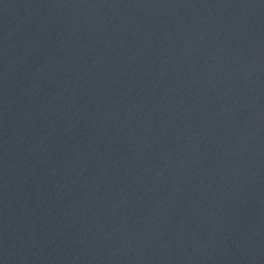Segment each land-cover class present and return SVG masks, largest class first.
Returning <instances> with one entry per match:
<instances>
[{
	"label": "water",
	"instance_id": "95a60500",
	"mask_svg": "<svg viewBox=\"0 0 264 264\" xmlns=\"http://www.w3.org/2000/svg\"><path fill=\"white\" fill-rule=\"evenodd\" d=\"M0 264H264V0H0Z\"/></svg>",
	"mask_w": 264,
	"mask_h": 264
}]
</instances>
